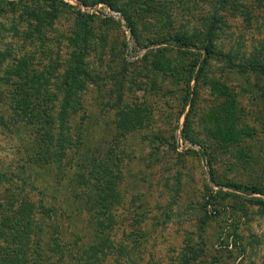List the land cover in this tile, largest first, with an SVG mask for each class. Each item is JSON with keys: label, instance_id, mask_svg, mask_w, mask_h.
<instances>
[{"label": "rangeland", "instance_id": "374dc122", "mask_svg": "<svg viewBox=\"0 0 264 264\" xmlns=\"http://www.w3.org/2000/svg\"><path fill=\"white\" fill-rule=\"evenodd\" d=\"M59 1L68 7L54 5L57 18L42 29L49 40L43 49L53 50L59 63L51 71L58 81L50 91L60 89L71 50L67 40L78 13L91 16L95 33L85 58L90 82L79 90L81 107L63 130L75 141L73 155L47 164L48 153L40 148L45 122V129L29 140L22 129L9 126L5 133L0 127V169L6 176L22 177L18 167L32 156L26 172L34 174L28 183L35 175L42 177L40 185L46 183L45 190L39 186L34 194L47 212L55 211L45 215L53 216L45 238L48 263L124 264L128 257L137 264H182L185 259L187 264H264L262 86L249 90L246 79L231 73L219 58L195 79L205 57L200 47L212 23L219 29L216 52L263 51L264 56V6L244 5V0L238 10L216 13V0ZM104 1L130 17L134 30L109 17ZM81 7L97 10L86 13ZM13 20L0 16V51L12 45L9 58L19 55ZM176 38L197 48H183ZM28 52L35 53L40 69L48 65L40 49L28 47ZM216 81L220 86L228 81L232 94L243 88L247 92H241L235 107L228 95L213 92ZM237 186L248 192L233 188ZM110 189L116 200H108ZM54 232L58 244L52 255ZM96 233L109 242L108 248L81 254V247L99 239ZM130 234L141 242L126 244ZM75 240L77 245L68 248ZM120 244L133 248L118 258ZM69 250L82 257L63 258Z\"/></svg>", "mask_w": 264, "mask_h": 264}, {"label": "trees", "instance_id": "16d2710c", "mask_svg": "<svg viewBox=\"0 0 264 264\" xmlns=\"http://www.w3.org/2000/svg\"><path fill=\"white\" fill-rule=\"evenodd\" d=\"M243 1L216 0V4L219 7H214V10L216 13L223 10H238L243 5ZM246 1L244 5L264 6V0ZM104 3L110 6L111 10L120 13L124 17V21H126L127 28L131 31L134 30L130 17L123 15L121 10L113 3L109 1H104ZM54 5L68 7L59 0L0 2V16L14 17L11 31L17 40L16 44H18L17 48L19 51V55L12 58L8 56L12 45H8L3 51H0V88L4 87L3 90L0 89V110L3 111V113H0V127H3L2 129L5 133L8 132L7 127L9 126L13 129H22L25 135L28 136V140L35 138L46 127L45 132H43L42 141H40V148L46 149L49 157L47 164L50 166L62 163L69 153L73 155V149L76 146L75 141L71 134L69 136L64 135L63 130L68 125L70 119L75 116L78 108L81 107L83 93L79 90L82 88V90H85L88 85H84L90 82V74L87 71L85 58L88 53L90 39L95 34L90 24L91 16L78 13L74 21L72 35L67 40L71 50L69 49L70 54L65 65L66 67L59 81L61 84L60 89L56 86V93L50 91V87L54 86V84L56 85L58 81L57 78H53L51 71H55L59 63L56 61L57 54L54 57L52 56L53 50L43 49L44 44L49 42V40L44 34L42 35V29L46 28L47 30L57 18L56 11L53 9ZM113 20L118 22L115 19ZM217 30L219 29L213 23L207 30L206 41L200 47V50L205 53V57L200 65L198 76L195 78L196 81L199 80V75L204 74L205 69L210 67L213 58H219L224 60L231 73L238 74L241 78L246 79L248 89L260 88L259 86H262L259 92L263 96V51L239 54L232 50H227L224 53H218L215 51L214 44ZM218 34H221V31ZM173 41L183 48H197L186 39L176 38ZM38 43H41L40 47H38ZM28 47H35L36 50L40 49L41 52L39 54L42 56V59L48 58V65L40 69V63L36 62L34 57L35 53L28 52ZM194 66L195 69L197 65ZM192 73H194V70H192ZM192 73L188 80L189 90L191 81L193 80ZM227 83L220 86L219 81H216L213 92L228 95L227 102L236 107V99L242 94L241 92H247V89L243 88L239 91L240 93L236 92L232 94L227 87ZM189 95L190 92L188 91V97ZM52 96L58 102L54 103ZM193 96H196V90H194ZM54 111L56 112L54 113ZM233 140L231 139L230 142ZM32 160L33 157L31 156V159L26 164L18 167L22 173V177L16 176L14 178V176H6V172L0 169V264H49L47 252L45 251V238L47 229L49 228L48 221L53 216L50 215L51 218H48L45 215L48 216L49 212L55 214V211L51 210L47 212V209H44L40 205V199L36 198V193L34 194L39 186H42L44 190L46 188L45 182L42 185L38 182L42 177L39 178L38 175H35V178L30 181L31 183H28V180L32 178L34 173L26 172V167ZM216 185L220 186L219 184ZM233 188L238 191L248 192V189L243 187L237 186ZM102 190L101 188L100 192ZM52 192L55 199L57 191L54 189ZM110 192L111 196L108 200H116L114 190L110 189ZM103 201L106 200L103 199L101 204H103ZM40 206L41 209H39ZM103 209L104 206L101 210ZM57 210L59 216L63 217V213L59 211L60 209L58 208ZM38 212L45 214L40 215ZM18 215L21 216L17 219ZM38 216L43 217H40V219ZM56 228L58 229L57 226ZM97 231L100 232L99 229ZM56 237L54 232L52 239ZM96 238H99L98 233H96ZM141 239L138 241V238H132L130 234L126 236L125 242L127 244L128 240L132 244H137L141 242ZM53 240L55 242L50 244L52 255L55 253L54 243L58 244L56 239ZM104 243L99 238L94 244L81 247V254L86 250L89 253H94L98 248H102L101 253H104L105 249L109 246V242ZM7 244L10 247H6ZM75 245H77L76 240L68 248H73ZM127 247L124 245L122 249V244H120L117 249L118 258L122 256L123 252L124 254L131 252L133 247ZM65 253L63 254V258L66 257L70 261L78 260V258L82 257V255L76 257L70 250ZM131 260L127 257L124 264H137L136 262L131 263ZM184 262L182 264H187L186 259Z\"/></svg>", "mask_w": 264, "mask_h": 264}, {"label": "built area", "instance_id": "2783aa9c", "mask_svg": "<svg viewBox=\"0 0 264 264\" xmlns=\"http://www.w3.org/2000/svg\"><path fill=\"white\" fill-rule=\"evenodd\" d=\"M99 7H102V5H100ZM104 8H106V7L104 6ZM81 9L83 12H86V13H94L97 10L96 8L91 9V8H87V7H81ZM105 10H106V13L109 17L119 21L123 27L125 26V23H124L120 13L115 12V11L111 10L110 8H106Z\"/></svg>", "mask_w": 264, "mask_h": 264}]
</instances>
